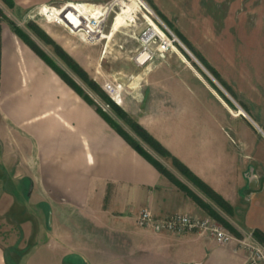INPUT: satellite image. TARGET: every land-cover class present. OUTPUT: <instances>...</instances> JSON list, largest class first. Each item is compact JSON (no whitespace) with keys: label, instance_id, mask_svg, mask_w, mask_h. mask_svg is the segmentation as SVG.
<instances>
[{"label":"crops","instance_id":"0c3cea01","mask_svg":"<svg viewBox=\"0 0 264 264\" xmlns=\"http://www.w3.org/2000/svg\"><path fill=\"white\" fill-rule=\"evenodd\" d=\"M13 1L26 10L84 3V10L71 4L84 27L62 21L94 39L111 8L95 6L108 0ZM146 1L220 80L170 51L117 103L233 208L220 212L239 234L264 238V0ZM49 21L40 24L59 37ZM176 177L192 193L138 153L0 17V264H246L235 241L137 226L144 208L208 216L194 196L219 210Z\"/></svg>","mask_w":264,"mask_h":264},{"label":"rangeland","instance_id":"374dc122","mask_svg":"<svg viewBox=\"0 0 264 264\" xmlns=\"http://www.w3.org/2000/svg\"><path fill=\"white\" fill-rule=\"evenodd\" d=\"M71 4L75 5L71 2L54 4L53 6L57 7L50 9L49 15L52 17L50 18L46 17L42 13L43 6H40L39 8L37 7L33 10H26L17 8L16 5H6L2 0H0V8L3 13L1 18L5 20L8 25L9 23L13 22L19 26L20 29L36 44L40 51L47 55L58 69L64 72L70 81L80 87L84 94H86L88 97H90V99L106 110L110 117H112L125 130H127L136 139V141L142 145L144 150H146L152 157L159 160L170 172H172L176 179V175H182L183 178L188 181V183H191L194 187L198 188L192 181L181 174L177 168L173 166L170 159L158 155L147 142H145L136 132H134L125 117L121 118L118 116L114 109V105L110 106V104L106 103V101H104L94 89L85 83L78 73L61 58V56L58 54L57 47L72 57V59L87 72L89 78L97 84V86L107 95L108 98H111L114 101L115 108H119L120 110L122 109L128 115V117L137 124L139 123L117 103L116 98L119 96L121 91H125V88L134 80V77H138L140 73L143 72L144 68L149 65L148 63L152 62L155 58L163 59L168 52L179 51L183 56L182 59L184 62L195 67L202 75L206 76L207 78L208 75L213 77L214 75L210 73V71L202 64L199 59L194 57L192 51L175 34L174 28L167 25V23L157 14L156 9H154L146 0H121L119 4L116 0H108L106 3H104V5H98L99 7L103 8V10L105 7H111L108 14L101 22V33L99 34V39L91 38L88 36L89 34L87 32V37L90 39H86L83 32H73L71 29H69L71 27L68 26V28L63 24L62 19L67 16L68 19H73L70 21L72 26V23L76 21L81 27H84V20L75 17L79 15L74 13L73 9L75 10V8L72 7ZM124 8H127L128 12L125 11L124 13ZM55 12L58 20L62 23L55 18L53 19ZM45 17L50 20L49 22L52 25H54L56 33L60 34L59 37H51L40 24L41 21H44ZM127 17L131 20L128 21L126 19ZM80 26H75L72 28L77 30ZM150 26L154 27L156 31H159L158 33H160V30H158L159 27L170 39L175 35L177 40L172 42V48L169 47L162 54L156 51V53L150 59L142 63L137 61L139 54L144 49L142 42L140 41V37L142 33ZM85 29L86 28L83 30ZM40 30L53 40L55 46L47 43L46 38L42 37L40 34ZM153 46L154 44H152V48ZM107 84L117 88V96H114L110 90L107 89ZM140 126L144 128L142 125ZM29 189L30 187L27 189V194L29 193ZM215 206L217 205L215 204ZM40 208L47 215L46 209L42 205H40ZM216 211L224 218L225 214L221 213L222 209L219 208V210L216 209ZM23 220L25 221V219ZM70 220L72 223L74 222L72 225H76L75 221H78L77 218H71ZM50 223L51 217L47 216L41 217L38 224L44 227L45 224ZM45 241L46 240L44 238L40 239V246L46 245Z\"/></svg>","mask_w":264,"mask_h":264},{"label":"trees","instance_id":"16d2710c","mask_svg":"<svg viewBox=\"0 0 264 264\" xmlns=\"http://www.w3.org/2000/svg\"><path fill=\"white\" fill-rule=\"evenodd\" d=\"M6 5L14 6L15 3L13 0H2ZM157 14L169 25L172 26L165 17L156 10ZM2 10L0 8V17H2ZM10 28L12 31L21 39L23 40L43 61L48 64L68 85H70L80 96H82L90 105H92L95 110L104 118V120L112 127L114 128L138 153H140L142 156H144L152 165H154L162 174L167 176L170 180L173 182L179 184L180 187L186 189L189 193H192L186 186L181 184L177 179L174 177L172 172H170L159 160L152 157L138 141L127 131L125 130L118 122H116L112 117L108 115L106 110H104L102 107H100L97 103H95L90 97H88L86 94L83 93V91L78 87L76 84H74L72 81L66 77L64 72H62L60 69H58L52 60L48 58L47 55H45L40 49L36 46V44L30 39L28 35H26L19 26L14 24L13 22L9 23ZM42 37L46 38L47 43L54 45V42L52 39L49 38L47 34H45L43 31H39ZM175 34L186 44V46L192 51V48L190 44L186 41L185 37L174 29ZM45 34V35H44ZM58 48V49H57ZM58 54L61 56V58L72 68L74 69L78 75L81 77V79L87 83L92 89H94L100 97L106 101V103L110 104V106L114 105V109L117 112L118 116L121 118H124L127 120L130 127L136 132L145 142H147L150 147L161 157L168 158L171 160L174 167L177 168V170L186 176L190 181H192L198 189L204 193L210 200L214 202L222 211H224L227 214L233 213V208L224 200L220 195H218L215 191H213L206 183H204L202 180H200L184 163H182L179 159H177L168 149H166L158 140H156L147 130L142 128L139 124L132 121L128 115L121 109L115 108V103L111 98H108L107 95L97 86V84L89 78L87 72L80 67V65L75 62L72 57L67 55L64 51H62L59 47H57ZM198 59L202 62V64L216 77L220 80L219 75L214 71V69L202 58L198 57ZM194 198L197 200V202L204 207L208 214L214 219L218 220L223 226H225L226 229L234 233L235 235H239L237 230L230 224L225 218H223L216 210H214L209 204L204 202L202 199L198 198L197 196H194ZM255 237L258 238L261 241H264V238H261L255 231L253 232Z\"/></svg>","mask_w":264,"mask_h":264},{"label":"built area","instance_id":"2783aa9c","mask_svg":"<svg viewBox=\"0 0 264 264\" xmlns=\"http://www.w3.org/2000/svg\"><path fill=\"white\" fill-rule=\"evenodd\" d=\"M149 29L150 27L140 37L144 49L139 54L137 61L142 63L150 59L156 51L162 54L169 47L172 48V42L177 40L175 35L170 39L159 27L158 30H160V33L148 34ZM152 44H154L153 48ZM142 55V59L139 60ZM106 87L114 96L118 95L116 87L110 84H107ZM136 224L141 228H147L157 232L181 233L196 231L215 239L218 243L235 241L247 253L246 264H264V242L256 238L253 231L244 230L239 235H235L210 216H199L184 212H174L164 216H157L149 209H142L136 217Z\"/></svg>","mask_w":264,"mask_h":264},{"label":"bare ground","instance_id":"6f19581e","mask_svg":"<svg viewBox=\"0 0 264 264\" xmlns=\"http://www.w3.org/2000/svg\"><path fill=\"white\" fill-rule=\"evenodd\" d=\"M74 3V2H73ZM126 3V2H125ZM75 4V6H77V8H79V9H81V10H84L83 9V4L84 3H74ZM93 5H95V4H93ZM129 5V4H128ZM96 6V8H98L99 10H101V11H104L103 10V8H101V7H99L98 5H95ZM54 7H57V6H53V5H51V6H43V8H42V13L46 16V17H50V15H49V13H50V9L51 8H54ZM61 7V6H60ZM59 8V7H58ZM105 9V8H104ZM50 18H52V17H50ZM54 19V18H53ZM58 20V19H57ZM59 21V20H58ZM59 22H61V21H59ZM78 22H80V21H78ZM62 23V22H61ZM65 25V24H64ZM80 33V32H83L84 33V35H85V37H87V34H86V32L83 30V29H79L78 31H77V33ZM155 32H157L156 31V29L154 28V27H152V26H150V29H149V31H148V34H153V33H155ZM159 32V31H158ZM157 32V33H158ZM100 38V36L97 38V39H99ZM142 57H143V55L139 58V60H141L142 59Z\"/></svg>","mask_w":264,"mask_h":264},{"label":"water","instance_id":"95a60500","mask_svg":"<svg viewBox=\"0 0 264 264\" xmlns=\"http://www.w3.org/2000/svg\"><path fill=\"white\" fill-rule=\"evenodd\" d=\"M253 184H254V183L252 182L250 186H253ZM249 190H252V189H249ZM247 192H248V191H247Z\"/></svg>","mask_w":264,"mask_h":264}]
</instances>
